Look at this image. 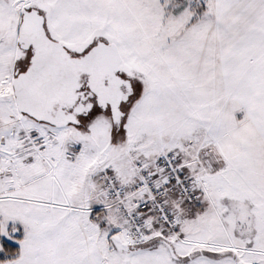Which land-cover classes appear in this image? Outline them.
I'll use <instances>...</instances> for the list:
<instances>
[{"label": "snow or ice", "instance_id": "snow-or-ice-1", "mask_svg": "<svg viewBox=\"0 0 264 264\" xmlns=\"http://www.w3.org/2000/svg\"><path fill=\"white\" fill-rule=\"evenodd\" d=\"M0 264H264V0H0Z\"/></svg>", "mask_w": 264, "mask_h": 264}]
</instances>
